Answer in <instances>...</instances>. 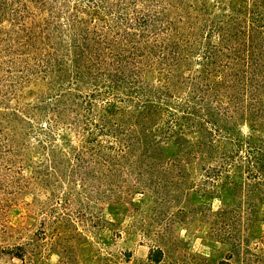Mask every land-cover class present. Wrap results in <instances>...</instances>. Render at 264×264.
Returning a JSON list of instances; mask_svg holds the SVG:
<instances>
[{
    "label": "rangeland",
    "instance_id": "1",
    "mask_svg": "<svg viewBox=\"0 0 264 264\" xmlns=\"http://www.w3.org/2000/svg\"><path fill=\"white\" fill-rule=\"evenodd\" d=\"M0 264H264V0H0Z\"/></svg>",
    "mask_w": 264,
    "mask_h": 264
},
{
    "label": "trees",
    "instance_id": "2",
    "mask_svg": "<svg viewBox=\"0 0 264 264\" xmlns=\"http://www.w3.org/2000/svg\"><path fill=\"white\" fill-rule=\"evenodd\" d=\"M154 28V26H153ZM139 38L136 40V38H130L129 42L128 43H131L130 45H125L121 52H118L117 55H114V53L111 54V51H109V56L112 58V59H106L105 57L102 58L99 56V52H96L94 54H90L89 55V62H90V66H86V71H87V74H89L90 76L92 75H95L97 74L98 72L99 75H104L106 72H108V70L112 69L111 71H113V75H117L116 77L119 79V80H124V81H128L129 83H132L133 81V84H130L132 89H135L137 88V84L134 83V81L137 80V78H135L137 76V73H138V70H134L135 68H130L129 65L131 63V58L135 59V55H137L136 53V47H135V50L134 51H128V46H130V48L134 47V44H135V40L136 41H140L143 37L146 36L145 32L144 31H140L139 34H138ZM108 43V42H107ZM126 43V42H124ZM145 47L146 49L144 50L148 52V48H147V45L145 44ZM129 48V49H130ZM128 51V52H127ZM143 52V53H144ZM142 55V54H141ZM48 56H52L51 54H48ZM53 59L57 62V63H60L59 61V58L57 56H54L52 59H50L49 61H53ZM105 59V60H104ZM108 62H117L116 66L115 67H112L110 68V66L107 64ZM103 63H106V65H103ZM104 70V71H103ZM96 71V72H95ZM106 71V72H105ZM95 72V74H93ZM98 77V76H97ZM91 79V78H90ZM129 85V86H130ZM136 86V87H135ZM148 90H151L150 88H147ZM146 89V90H147ZM154 92V91H153ZM116 127L117 125L120 126V124H115ZM115 125H111V127L109 128V126H104L103 128H100V131H110V132H113V134H116L118 136H120L122 134L123 131H118L116 130L117 128L114 127ZM125 133L128 131V133L126 134V138H128V142H126V139H124L125 143L127 144V147L131 144V148L132 146H134V140L132 139L133 137L131 136L132 133H133V126H127V127H123ZM121 138V136H120ZM135 139V138H134ZM110 145V144H109ZM122 148H121V151L124 150L123 148V144H121ZM107 147H111V146H107ZM130 148V147H129ZM115 156H111L112 158H118V154H114ZM112 158H106L104 159V161L107 163V174L106 176H110V179L115 181V180H120V178H122V181L125 180L128 176L127 174L130 173H133L137 178H139V176H142L143 174H145L146 172H148V169H151L147 166H144L145 164H140V165H137L135 163L133 164H130V166H124L123 167V164L122 162L119 163L120 161L115 162V159H112ZM109 159V160H108ZM86 165V164H85ZM87 166V165H86ZM126 170V171H124ZM90 172V171H89ZM88 174V173H87ZM125 178V179H123ZM99 184V183H98ZM98 186V185H97Z\"/></svg>",
    "mask_w": 264,
    "mask_h": 264
}]
</instances>
